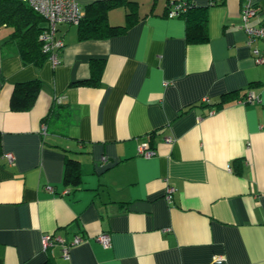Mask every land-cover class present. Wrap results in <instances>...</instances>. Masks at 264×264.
Here are the masks:
<instances>
[{
    "label": "crops",
    "instance_id": "1",
    "mask_svg": "<svg viewBox=\"0 0 264 264\" xmlns=\"http://www.w3.org/2000/svg\"><path fill=\"white\" fill-rule=\"evenodd\" d=\"M76 1L97 14L99 0ZM121 1L107 19L132 14L123 33L80 39L78 24H60L57 65L24 61L0 25V264H264V63L252 51L264 40L250 46L242 18L255 7L248 24L262 25L264 0L210 5L203 43L168 13L210 0ZM28 81L41 82L33 105L14 108ZM249 92L258 100L241 102ZM143 142L156 154L139 155ZM69 158L79 185L65 181ZM45 233L62 242L45 250Z\"/></svg>",
    "mask_w": 264,
    "mask_h": 264
},
{
    "label": "trees",
    "instance_id": "2",
    "mask_svg": "<svg viewBox=\"0 0 264 264\" xmlns=\"http://www.w3.org/2000/svg\"><path fill=\"white\" fill-rule=\"evenodd\" d=\"M179 15L186 20V39L189 43H203L208 40V9L209 5L197 6L193 2L183 1ZM179 3V2H177ZM123 4L121 0H99L92 4L98 8L93 17H82L78 23L80 39L108 38L123 33L133 23L132 14L128 13V22L124 26H114L107 19V12L111 8ZM171 5L169 12L172 10ZM169 16V13H168ZM45 18L36 12L29 4L21 0H0V25H9L13 31V38L22 39V57L26 62H41L48 58L44 52L40 34L46 29ZM99 61L92 63V75L88 80L91 85H98L101 78ZM41 88L40 81H28L16 85L13 94V106L19 109L30 108ZM245 97V96H244ZM226 101V99H224ZM221 106V103L219 104ZM65 181L68 184L79 185L81 171L79 162L69 158L66 164ZM42 264H54L47 260Z\"/></svg>",
    "mask_w": 264,
    "mask_h": 264
},
{
    "label": "built area",
    "instance_id": "3",
    "mask_svg": "<svg viewBox=\"0 0 264 264\" xmlns=\"http://www.w3.org/2000/svg\"><path fill=\"white\" fill-rule=\"evenodd\" d=\"M29 4L36 12L42 15L46 20V29L40 34L39 38L42 42L44 52L48 54V58L54 65L59 63L60 51L65 47L64 40L57 36L58 27L60 24H78L82 18L80 7L76 0H21ZM221 0H210V4L214 5ZM185 2H172V10L169 12V17H177L179 15L180 8ZM257 14V9L252 6H246L242 11V18L244 21V30L247 34L248 44L250 46L258 39L264 40V23L260 26H250L249 20ZM252 51L256 60V63H264V54L258 47H252ZM258 100V96L254 92H249L245 98L241 100L244 103H252ZM167 141H172L171 138H167ZM138 154L144 157H152L156 154V151L149 145L148 142H143L138 147ZM6 156L12 160L13 154L7 153ZM175 187L168 185L165 193L167 201L173 200V194ZM84 239L82 237H75L72 244H78ZM98 240L104 245L109 247L111 244V238L108 233H103L98 237ZM56 242H62V238L57 235L45 233L42 236V246L46 250ZM64 245L62 248L63 255L69 256V250L71 245Z\"/></svg>",
    "mask_w": 264,
    "mask_h": 264
}]
</instances>
